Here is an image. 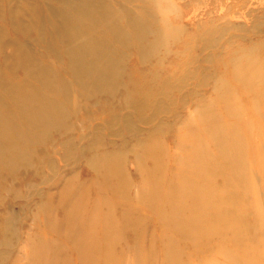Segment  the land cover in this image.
Segmentation results:
<instances>
[{"label":"bare ground","instance_id":"bare-ground-1","mask_svg":"<svg viewBox=\"0 0 264 264\" xmlns=\"http://www.w3.org/2000/svg\"><path fill=\"white\" fill-rule=\"evenodd\" d=\"M14 1L15 5L10 8L0 0V10L9 9L12 31L21 32L24 36L36 34L34 44L47 45V56L42 53L39 56L33 49L24 47L27 44L8 38L6 43H0V53H5L0 64V95L6 96L10 92L16 96L6 99L11 105L17 104L16 113L20 115L22 125L28 127L38 140L46 136L45 131L55 120L62 122L69 133L73 131L75 111L88 114L90 111L87 109L95 94H109L108 98L102 99L107 103L115 102L117 111L102 114L105 128L97 130L95 126L91 127L92 113L81 122L91 129L79 136V140H85L86 149L81 145L82 151L76 154L83 155L85 164L93 169V179L105 183L104 186L108 182L102 178V172L108 178L116 179V194L125 202L145 198L149 206L147 212L156 215L161 226L170 224L171 228L181 227L183 231L193 228L195 237L199 231L192 224L201 220L205 228L198 236L200 240L195 249L197 252L203 250L200 254L206 259V264H213L214 260H219L218 264H264V234H260L264 232V199L258 196L264 193V146L262 148L256 140L257 136L264 134L258 129L253 132L250 126L257 121V106H264V102L256 106L249 102L255 94L258 95V87L264 88V11L257 16L251 14V28L232 26L224 17L208 18L188 31L187 38L193 40L194 47L187 42L182 43L176 52L171 53L166 46L171 41H179L185 31L182 27L178 29L158 20L157 15L149 11L157 0H70L68 11L54 8L50 1ZM209 1L197 4L207 5ZM11 2L8 0L7 4ZM61 2L64 8L67 7L68 0ZM84 22H88L89 29L80 27V23L86 25ZM234 31L253 33L254 39L257 38L255 44L246 39L249 48L244 50L242 57L236 59L231 54L217 51L204 53L214 49L220 41H226V36L230 37ZM52 35L55 37L50 41L48 38ZM127 49L132 50L137 60L128 75L123 69ZM167 54H173L174 58L185 56L188 62L175 64L172 70L174 77H159L163 70V56ZM62 57L66 58V63ZM239 60L243 62V68ZM198 62H211V65L201 66L202 74L195 66ZM7 63L9 66L5 69ZM141 65L145 67L144 75L137 69ZM19 70L24 72L26 81L15 76ZM216 72L221 78L233 81L234 85L225 86L224 80H214ZM207 86H211L215 95L211 101L214 109L208 107V101L205 105L194 106L195 117L179 118L177 112ZM222 113L223 117L220 116ZM175 125L179 127L175 128ZM8 127H2L6 141L9 139ZM142 129L148 132L143 133ZM198 130H203L206 137L203 138ZM162 132L171 134L175 141H181L182 146L178 144V149L185 156L199 152L208 160L198 156V160L187 161L173 173V177L166 179L168 167L177 158L159 138ZM105 136L127 138L123 143L120 141L124 147L129 137H137L136 144L127 151L136 158L137 166L154 181H159L151 190L148 189L151 181L143 184L149 190L148 196L140 193L139 188L136 195L130 196L135 183L125 172L123 151H115L118 144L111 142V147L115 148L113 151L98 154L106 141ZM10 148L11 144H5L2 159L11 158L13 154L6 152L12 150ZM215 150L218 156L214 155ZM87 154L91 157L86 158ZM72 155L75 157L74 153L67 152V157ZM230 174L233 175L231 180L237 178L244 187L245 194H255L257 199L244 202L233 192L227 180ZM174 175L180 182L173 179ZM73 178H68L61 185L65 197L60 202L66 204L65 217L69 221L76 217V212H85L89 194V185L75 186ZM160 182L165 184L164 188ZM161 203L167 206L164 213L155 207ZM131 227L137 228L136 224ZM217 240L222 244H216ZM258 241L262 244L259 247L263 248L262 251L250 254L257 248ZM214 245H223V250ZM178 246L166 244L168 259L179 254ZM240 251L245 255L242 256ZM175 258L172 259L174 264Z\"/></svg>","mask_w":264,"mask_h":264},{"label":"rangeland","instance_id":"rangeland-1","mask_svg":"<svg viewBox=\"0 0 264 264\" xmlns=\"http://www.w3.org/2000/svg\"><path fill=\"white\" fill-rule=\"evenodd\" d=\"M1 1H3L5 6H10V8L16 3L14 0H9L12 1L9 4H7L8 0ZM36 1H39V3L50 1L54 8L61 11H68L70 5V0H68L65 8L61 2L63 0ZM200 1L203 2L204 0H172V2L157 0V2L155 1V3L151 4L149 11L153 15H157L158 20H163L169 26H176L178 29L182 27L185 31L179 41H171L166 46L169 50L168 52H176L178 47L182 43L186 44V42L193 46V40L187 38L189 35L188 31L208 18L224 17L232 26L251 28V14L253 13V16H257L260 11H264V0H210L207 5L197 4ZM8 15L9 9L0 10V43L2 41L6 43L8 38L23 45L27 44L24 47L33 49L39 56L40 53L47 56V45L44 46L45 44L39 42L34 44L36 34L30 33L29 36H24L21 32L15 33L16 30L15 32L12 31L11 20L8 19ZM84 23L86 25L80 23V27L84 26L85 30L89 29L88 22ZM230 35V37L225 35L226 41H220L214 49H209L204 53L223 52L231 54L230 56L237 59L242 57L245 49L249 48L247 45L249 41L247 42L246 39L252 40V44L257 41V38L254 39L253 33L244 34L234 31ZM259 36H261L260 33ZM54 37L55 35H52L48 39L52 41ZM8 52H6L7 55H9ZM134 53L137 54L136 49ZM4 55V52L0 53V64L3 62ZM163 57H165L162 61L163 68L161 69L163 70L160 72L159 77H174L172 70L175 64L188 62L185 56H179L178 59L174 58L173 54H167ZM62 58V61L66 63V58ZM136 62L137 60L134 59L132 50L127 49L126 56L123 59V69L126 75L130 74L132 67L136 66ZM240 64L243 68V62L240 61ZM203 65L210 66L211 62H198L195 64L199 73L202 74L204 73L201 67ZM8 66L9 64L7 63L4 68L7 69ZM215 66L217 67L218 64ZM144 68V65L137 66L141 75H144L142 74L144 73ZM177 75L179 76L180 72ZM215 75L217 77L214 80H224L225 82L222 83L225 86L231 87L234 85L233 81L226 77L221 78L217 72ZM15 76L21 81H26L23 79L25 74L21 70ZM257 92L259 93L258 95L255 94L254 99H249L251 105L256 106L264 102V88L258 87ZM5 95L2 97L0 95V264H174V262L172 263L174 257H176V264H206V259L200 254V251L203 252V250L197 252L195 249L197 247L195 245L200 240L198 236L205 228L201 220L197 221L196 224H192L199 231V235L195 237L192 233L193 228L183 231L184 229L181 227L171 228L172 225L170 224L165 227L161 226L157 216L147 212L149 206L145 198H143L145 201L135 202L130 200L125 202L116 194V179L108 178L102 172L101 176L106 179L108 184L104 186L105 183L95 181L93 179L94 171L89 165L85 164L84 156L76 154L82 151L83 147L86 149L85 140H79V136L88 133L93 126L97 130L104 129L105 124L101 119L103 117L102 114L114 110L117 111L115 102L107 103L102 99L108 98L109 94H95V97L91 100L90 107H88L89 109H87L88 112L90 111L88 114L81 110L75 111L73 131L67 133V130H65L66 126L62 122L55 120L45 131L46 136L42 140L36 139L30 133V129L22 125L23 121L19 119L20 115L18 112L16 113L17 104L11 105L7 102L6 98L9 96L16 98V96L10 92ZM213 97L215 95L211 91V86L200 89L199 95L192 98L183 109L179 110L177 116L181 119L195 117L194 106L197 104L205 105L208 101V107L214 109V106H212L214 104L211 103ZM91 113L94 118L91 122V127L83 126L81 123L83 118ZM223 114H220V116ZM256 119L257 121L252 120L253 123L250 124L253 132L258 129L264 134V106H257ZM6 125H9L8 128H10L7 129L9 138L7 141L4 139L5 135L2 136L4 134L2 127ZM178 127L175 125V128ZM146 130L142 129L143 133L148 132ZM198 132L201 133L203 138L206 137L203 130H198ZM136 138L135 136L129 137L128 144L124 147L120 141L123 143L125 140L127 141V138L122 140L108 136L104 144L101 145V150L98 154L113 151L115 148L111 147V142L118 144L119 147L115 151H123L122 153L126 157L124 163L125 172L128 179L133 184L135 183V186L130 189V196L136 195L135 191L139 188L138 191L146 197L148 196V191L154 188L159 181L157 179L154 181L153 177L150 178L143 168L137 166L136 158L128 153L127 150L136 144ZM159 138L171 148L170 152L177 158L168 167L166 179L169 176L173 177V173L178 172L179 168L185 165L187 161L198 160V156L208 160L205 154H198L199 152L185 156L178 149V144L182 146L181 141H175L173 136L167 132H162ZM256 140L261 143L263 148L264 135L257 136ZM5 144L6 146L11 144L12 148L10 149L12 150H6V152L13 155H11V158L2 159L1 156L5 152L3 151ZM67 152L74 153L75 157L73 155L67 157ZM63 153L64 156L62 155ZM214 155L218 156L216 150ZM89 156L91 157V155H85L86 158H89ZM72 176L74 177L73 184L75 186L85 183L89 185V194L85 212H76V217L69 221L65 217V213H67L66 204L64 205L60 202L65 197V194L61 191L63 189L61 185L68 178H72ZM174 176L173 179L176 182H180L177 176ZM232 176V174L228 175L227 180L230 181L233 192L239 195L244 202L252 201V198L257 199L255 194H245L243 192L244 187L238 182L237 178L231 180ZM147 181L152 183L148 191L147 187L143 185ZM160 185L163 188L165 187L162 182H160ZM258 196L259 199H264V193L261 192ZM155 207L163 213L165 210L167 211L165 204L161 203L160 205H155ZM135 224L137 228L133 229L131 226ZM193 232L195 234V231ZM208 232H210V229ZM260 234L262 235L264 232ZM261 235H258V237H261ZM170 240L172 242H169ZM208 243L213 245L212 242ZM215 243L222 244L218 240ZM245 243L246 241L243 240V244ZM166 244L173 247L178 244L179 254L172 259H168L170 256L165 254L167 250L164 248ZM261 245L258 241L257 248L249 253L261 252L263 249L259 248ZM214 246L220 247L219 245ZM221 246L219 249L223 250V245ZM254 247H256L255 243ZM242 251H240V254L244 256L245 252ZM218 261L214 260L213 264H218Z\"/></svg>","mask_w":264,"mask_h":264}]
</instances>
